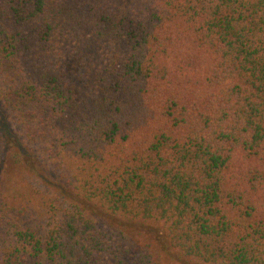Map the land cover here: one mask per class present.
<instances>
[{"label":"trees","instance_id":"obj_1","mask_svg":"<svg viewBox=\"0 0 264 264\" xmlns=\"http://www.w3.org/2000/svg\"><path fill=\"white\" fill-rule=\"evenodd\" d=\"M0 264H264V0H0Z\"/></svg>","mask_w":264,"mask_h":264}]
</instances>
